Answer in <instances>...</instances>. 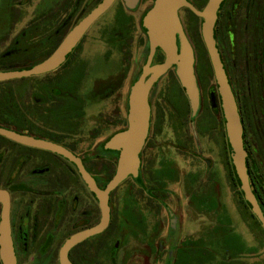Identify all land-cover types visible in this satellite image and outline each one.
<instances>
[{
  "label": "flooded vegetation",
  "instance_id": "flooded-vegetation-1",
  "mask_svg": "<svg viewBox=\"0 0 264 264\" xmlns=\"http://www.w3.org/2000/svg\"><path fill=\"white\" fill-rule=\"evenodd\" d=\"M101 1L0 0V66L12 70L17 69L18 61L32 66L42 62ZM262 1L264 0H223L218 10L214 40L243 128L242 141L249 187L251 192L254 187L259 194L261 202L252 192L264 217V36L258 43H237L234 40V23L229 19L225 21L227 51L223 52L219 48L216 39L225 3L231 2L233 14L236 9L243 7V24L253 20L251 25L254 31ZM153 2L154 0H136L134 3L132 0H113L109 8L83 32L71 51L65 55L64 62L50 73H66L71 68L74 71L82 69L86 60L90 59L84 44L97 42L105 47L106 59L115 56L120 62L119 74L122 75V80L118 83V88L112 87L115 93L121 89L131 70L132 53L138 49H141V54L146 51L136 77L138 79L149 53V40L142 19L152 8ZM128 3H133L134 8H129ZM247 29L245 26L243 30ZM239 43L241 44L238 45ZM162 53L156 48L150 65L162 63ZM234 69L235 87L229 77ZM175 70L174 66L170 68L148 91L149 127L139 154L137 179L133 180L129 176L125 180H130L134 186L131 189L137 192L135 201L129 205L123 202L122 197L121 209L116 207L115 211L112 204L115 190L110 193L107 201L110 212L108 225L100 233L87 237L68 249L65 257L70 264L211 263L208 256L210 246L203 247L202 242L211 241L212 237L204 239L202 235L187 236L183 233L185 215L182 205L193 203L195 207L203 209V203L208 198L204 193L199 195L198 189L207 184L213 196L218 197L219 172L222 166L228 179L230 166L223 158L225 145L229 147L225 138V123L216 93L217 87L204 91L202 78L197 76L195 69L193 74L198 88L199 106L195 115L191 116L188 99ZM210 92L214 94V105L210 102ZM119 110L116 108L115 113ZM166 120L171 125L172 141L160 139ZM35 121L36 124L23 128L19 125L20 122L11 119L9 128L19 135L48 141L38 133L41 128L45 129L43 122L39 118ZM119 132L121 131L117 133ZM202 137L211 139V150L220 159L221 167L218 166V171L214 161L205 159L200 151L202 144H198L196 140ZM3 139L0 141V192H5L8 197V221L15 264H60L59 255L64 242L98 223L100 210L97 201L70 161L56 153ZM67 140L69 139L64 138L63 143L50 142L62 146L80 159L84 170L101 189L111 169L114 175L118 152L103 149V163L95 165V154H99V148L95 151L93 148L86 149L89 152L87 155L78 154L74 148L65 145ZM229 161L232 165L231 160ZM95 167L98 168L97 175L93 173ZM193 179H198V183L190 189ZM238 191L240 192L239 188ZM240 193L244 201L242 192ZM152 199L167 203L163 204L162 218L154 230L147 227V221L142 223V220L135 219L133 223L140 228L132 230L128 235L124 219H113L112 212L116 215L128 210L132 214L135 205L143 207ZM245 204L244 208L248 213L243 214L242 219L250 220L252 218L249 214H253L248 204ZM1 210L0 203V216ZM211 211L215 213L214 209L209 210ZM254 219L257 221L255 217ZM260 229L263 230L261 227ZM108 231L111 233L108 234ZM146 231L151 232L149 237L141 234ZM126 235L128 238L123 240ZM124 244L125 247H122Z\"/></svg>",
  "mask_w": 264,
  "mask_h": 264
},
{
  "label": "rangeland",
  "instance_id": "rangeland-1",
  "mask_svg": "<svg viewBox=\"0 0 264 264\" xmlns=\"http://www.w3.org/2000/svg\"><path fill=\"white\" fill-rule=\"evenodd\" d=\"M191 1L202 8L206 0ZM184 9L182 8L178 11V19L185 37L195 53V72L199 78H202L201 84L205 89L204 91L215 89L216 86L206 55L207 52L200 38L201 20L192 17ZM244 11V8L241 7V9H236L235 14H233L231 2H227L223 6L216 36L218 46L220 49L222 48L223 52L227 51L228 47L226 20L230 19L234 23V30L236 31L234 40L237 43L238 41L248 44L258 43L259 39L264 36V1L259 7L260 16L256 24V30L253 31L251 25L253 20H248L246 25L243 24V20H245ZM245 26L248 28L247 31L243 30ZM84 48L88 49L87 54L90 59L86 60L87 62L83 64L84 67L82 69L74 71V68H71L66 73L53 72L41 76L0 82V95L4 90L12 93L15 105H13V108L7 107L8 109H5V112H9L10 119L20 122L19 125L21 127L28 128L36 124L37 121L35 120L39 118L43 122L45 129L41 128L38 133L43 135L44 139L48 140V142L57 141L58 143H63L64 138H67L69 140L65 142L66 146L74 148L78 154L87 155L89 152L86 149L93 148L94 151L100 147L103 149L101 145H105L112 134L123 131L127 127L128 89L129 87L131 89L136 82L146 51L141 54V49H138L132 53L131 70L128 72V76H125L121 89H118L115 93L112 87L118 88L117 85L122 80V75L119 72L121 65L118 58L111 56L110 59H106V55H104L105 47L100 46L97 42L85 43ZM23 66H28V64H23L21 61L16 63V68H22ZM0 69H4V67L0 66ZM233 72L229 77L233 87H235V69ZM68 89L71 91L75 90L74 92L80 97V101L75 104L76 106L71 112L69 110L72 109L67 107L66 102L63 100L65 98L62 97L63 92ZM57 94L61 96L59 97ZM118 101L120 102L118 103ZM65 106L66 108L63 110ZM116 108L120 109L118 113H115ZM2 117L5 116L0 114L1 119H3ZM1 119L0 121L3 124L9 125L11 122L7 118H4L3 121ZM170 128L171 125L166 120L160 139L172 141L173 134ZM191 134L190 136H192ZM194 138L196 139V136ZM2 140L4 139L0 136V141ZM196 142L202 144L200 150L203 153L202 155L207 160L212 159L216 165L215 169L218 171V166L221 167L220 159L211 150L213 147L211 139L202 137ZM223 154L224 160L230 164L229 147L226 145ZM98 162L99 165L103 163L95 160L94 164ZM97 169V167L93 169V173L96 175L98 174ZM219 176L218 197L213 196L208 188L209 184L198 189L199 195L204 193L208 198L203 203V209L195 207L193 203L187 206L182 205L185 215L183 233L187 236L192 234L202 235L204 239L209 236L212 237L211 241L202 242L203 247L205 245L210 246H208L210 249L208 256L211 262L209 264H264V236L253 219H242L243 214L246 215L248 212L239 200L241 195L237 192L238 188L234 187L227 179L223 166ZM197 183L198 179H193L190 189ZM131 187L133 188L134 186L130 180L117 186L113 193L112 201L115 211L116 207L118 210L121 209L120 201L122 197L124 199L123 202L129 203V205L133 204L134 199L137 197V192H134ZM190 197L191 195L189 194ZM163 204L166 205L167 203L162 200L152 199V201L145 203L143 207L135 205V210H133L132 214L128 210H124L121 214L116 215L112 212V216L114 220L118 217L124 219L126 222L124 227L127 228V232L129 231L128 235H130L132 230L140 228L133 223L135 219L142 220V223L147 221V227L154 230L158 221L162 218ZM214 204L216 205L215 208ZM212 209H214V214L212 211L209 212ZM246 221L248 222L246 223ZM110 233L108 231V234ZM141 234L149 237L151 232L147 233L146 231ZM126 238H128L127 235L122 239L125 240ZM110 239H113V237ZM225 243L227 244L224 245ZM125 244L121 246L125 247Z\"/></svg>",
  "mask_w": 264,
  "mask_h": 264
},
{
  "label": "water",
  "instance_id": "water-1",
  "mask_svg": "<svg viewBox=\"0 0 264 264\" xmlns=\"http://www.w3.org/2000/svg\"><path fill=\"white\" fill-rule=\"evenodd\" d=\"M128 1V0H125ZM133 3L136 0H132ZM113 0H102L79 25L74 27L67 37L61 42L60 46L42 62H39L26 70L0 71V82H7L14 79H24L32 76L45 75L57 69L64 60L65 55L71 51L72 47L80 39L91 23L103 14L111 5ZM223 0H206L204 6L198 10L187 0H154L152 8L143 17L142 24L147 31L149 40V53L142 71L129 90L127 108V127L112 135L104 145V149L118 152L117 164L113 177L100 189L94 183L93 178L84 170L80 159L67 151L62 146L53 142L38 140L27 135H19L11 130L0 127V136L18 143L22 146L38 148L39 150L56 153V155L70 161L82 182L95 197L99 210L100 219L95 226L69 237L63 244L59 261L60 264H70L65 255L68 249L75 244L83 241L87 237H92L106 228L110 219L109 194L116 187L123 183L129 176L137 179L140 164V151L145 144L149 127L148 91L152 85L170 68H176V77L180 86L184 89V94L188 99L190 113L193 117L198 110V88L194 78V50L185 37L183 29L178 19V11L182 8L188 9L196 18L201 20L200 38L207 52V58L212 70L213 80L217 87V96L220 100L221 113L225 123V138L229 145L230 160L235 176L240 185L244 201L248 204L253 216L259 222V226L264 230V217L261 214L259 204L250 190L248 175L246 172V153L243 150L242 124L240 122L235 99L231 87L226 77V71L219 57L216 48L215 24L218 17V10ZM133 3L127 4L129 8H134ZM159 48L163 53V61L160 64L150 65L153 53ZM210 102L214 105V94H209ZM7 194L0 192V203L2 205L0 216V260L2 264H15L14 251L10 238L9 227V204Z\"/></svg>",
  "mask_w": 264,
  "mask_h": 264
},
{
  "label": "trees",
  "instance_id": "trees-1",
  "mask_svg": "<svg viewBox=\"0 0 264 264\" xmlns=\"http://www.w3.org/2000/svg\"><path fill=\"white\" fill-rule=\"evenodd\" d=\"M188 2H190L191 3V5L194 7V8H196V9H198V10H200L201 8L199 7V5H197V4H195V3H193L191 0H187ZM205 4V3H204ZM185 11H187L189 14H191V16L192 17H195L188 9H184ZM196 18V17H195ZM32 67V65H28V66H25V67H22V68H17V69H12V70H26V69H29V68H31ZM12 70H9V69H0V71H3V72H7V71H12ZM75 90H73V91H71L70 89H68V90H66V92H63V94H62V97H64L65 99H63L65 102H66V104H67V107H70L72 110H69L70 112L71 111H73V108L76 106L75 104H78V102L80 101V97L74 92ZM58 95V94H57ZM59 97L61 96V95H58ZM57 99V98H56ZM0 100H1V102H0V114L2 115V116H5V117H2L3 119L4 118H7V120L10 122V116H9V112H5V109H8L9 107H11V108H13L14 106L13 105H15V100H14V97H13V95H12V93H10V91H7V90H4V91H2L1 92V95H0ZM8 107V108H7ZM66 108V106L63 108V110ZM1 119V118H0ZM3 119H1L2 121H3ZM11 124V123H10ZM9 124V125H10ZM9 125L8 124H3V122L1 123V121H0V127L2 128V129H6V130H10V128H9ZM109 139V138H108ZM107 139V140H108ZM107 142V141H106ZM101 146H103V149H104V145H101ZM102 149V147H100L99 148V154H95V160H97L98 159V161H101V162H103V160H104V157H102V155L104 154V150ZM229 153H230V150H229ZM99 165V162L98 163H96L95 165ZM230 167H229V171H228V179H229V181L232 183V185L234 186V187H238L239 185H240V183H239V181H238V179L236 178V176H235V173H234V170H233V166L232 165H230V164H228ZM112 168V167H111ZM112 176H113V170L111 169V171H110V174H109V176H108V178H106V179H104L105 181L102 183V188L101 189H103L104 188V186L106 185V183L107 182H109V180L112 178ZM99 181H100V179H99ZM239 194H241L239 191H237ZM252 192L254 193V195H255V197L257 198V200L258 201H260L261 202V200H260V197H259V194L255 191V188L253 187L252 188ZM241 203H242V205H244V207L246 208V204H245V202L241 199ZM250 216H251V218L254 220V222H255V224L258 226V228H259V231L261 232V233H263L264 234V231L263 230H261L260 229V227H259V223L254 219V217L251 215V214H249ZM227 243H225L224 245H226Z\"/></svg>",
  "mask_w": 264,
  "mask_h": 264
}]
</instances>
